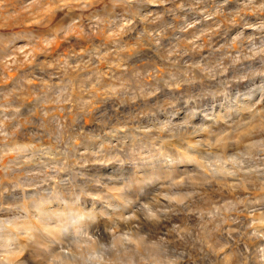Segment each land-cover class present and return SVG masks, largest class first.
<instances>
[{"label":"clouds","instance_id":"9594fccd","mask_svg":"<svg viewBox=\"0 0 264 264\" xmlns=\"http://www.w3.org/2000/svg\"><path fill=\"white\" fill-rule=\"evenodd\" d=\"M0 264H264V0H0Z\"/></svg>","mask_w":264,"mask_h":264}]
</instances>
